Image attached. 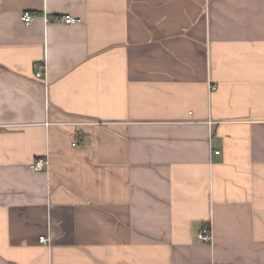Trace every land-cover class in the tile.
<instances>
[{"label": "crops", "instance_id": "obj_1", "mask_svg": "<svg viewBox=\"0 0 264 264\" xmlns=\"http://www.w3.org/2000/svg\"><path fill=\"white\" fill-rule=\"evenodd\" d=\"M0 264H264V0H0Z\"/></svg>", "mask_w": 264, "mask_h": 264}, {"label": "built area", "instance_id": "obj_2", "mask_svg": "<svg viewBox=\"0 0 264 264\" xmlns=\"http://www.w3.org/2000/svg\"><path fill=\"white\" fill-rule=\"evenodd\" d=\"M37 17H38V13H36L34 11L26 10V11H23V13L21 15V20L26 25H31ZM46 19L48 20L47 17H46ZM49 20H50V18H49ZM55 20L62 21V22L68 23V24H74L79 19L77 17L72 16V15L65 14V15H61V16L56 17ZM44 73H45V65L43 66L42 70L37 72V76L42 77L44 75ZM216 153H219V151H216ZM47 164H48L47 160L39 159L34 164V168L37 170H41ZM198 237L200 238V240H202L204 242H211L213 240V229H212L211 224L204 225L200 229V231L198 233ZM39 240L41 243H47V242H49L50 238L48 235H42V236H40Z\"/></svg>", "mask_w": 264, "mask_h": 264}]
</instances>
